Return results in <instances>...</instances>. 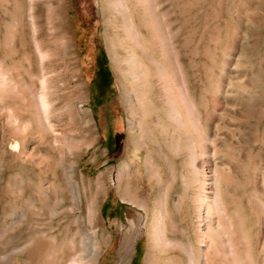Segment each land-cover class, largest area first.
<instances>
[{"label":"bare ground","instance_id":"obj_1","mask_svg":"<svg viewBox=\"0 0 264 264\" xmlns=\"http://www.w3.org/2000/svg\"><path fill=\"white\" fill-rule=\"evenodd\" d=\"M99 6L108 54L112 61L117 59L114 48L115 44L120 45L126 53L122 59L127 64L126 74L130 76L124 97L131 155L118 162L112 185L122 199L136 197L141 193L140 187L136 180L132 184L128 182V172L131 170L129 173L137 178L143 171L141 164L148 181L164 185L174 177L160 174L155 166L172 167L174 159L186 151L192 174L180 180L183 187L197 186L191 198L190 234L185 235L187 245L168 237L178 227L172 210L183 211L181 199H175L171 210L161 198L154 200L153 209H149V199H124L142 208L144 214L129 221V229L117 245L118 264H128L135 238L142 229L148 241L146 264L161 260L153 256L152 250L169 246L184 253L185 264H259L260 257L253 260L246 246L241 244L245 222L230 187L235 176L217 168L213 156L209 155L201 101L195 103L191 96L187 63L173 46L166 15L159 11L160 4L157 0H99ZM144 34L148 35L147 40ZM73 54L64 0H0V118L6 124L10 162L27 164L24 150L30 145L34 149L43 147L46 156L41 157V162L47 165L48 183L52 185L46 191L41 181L34 183L36 195L46 198L38 200L51 205L49 208L41 203L38 206L51 217V222L47 220L49 225H42L34 221L36 219L27 221L29 223L21 219L14 227L10 226L11 239L21 241L14 246L15 250L26 252L32 264H43L44 257L51 258L48 264H98L102 245L109 238L98 223V200L90 190L91 181L83 177L76 180L75 162L66 161L63 156L74 154L79 144L89 147L94 143L87 111L68 103L65 129L58 127L55 118L61 108L56 107L58 85L52 80L62 75L69 81L71 74L78 73ZM78 86L79 96L84 98L82 83ZM142 149L145 155L141 161L139 152ZM208 161L209 166H205ZM205 167L208 170L205 172L209 173L207 181L201 171ZM101 176L100 173L96 178L99 186ZM223 182L227 202L222 198ZM204 184L209 186L210 199L200 191ZM27 201V209L33 211L36 208L34 200ZM255 210L259 225H264V202L258 200ZM154 211L157 213L155 222H147L148 214ZM52 219L56 220L52 222ZM3 224L4 221H0V226ZM42 228L58 232L46 246L43 241L46 231ZM30 232L34 238H28ZM164 261L180 264L171 257ZM16 262L11 264H18Z\"/></svg>","mask_w":264,"mask_h":264},{"label":"rangeland","instance_id":"obj_2","mask_svg":"<svg viewBox=\"0 0 264 264\" xmlns=\"http://www.w3.org/2000/svg\"><path fill=\"white\" fill-rule=\"evenodd\" d=\"M64 1L78 73L71 74L69 81L62 75L53 78L52 82L58 85L55 90L58 95L56 107L61 108L55 118L58 127L65 129L68 120L66 108L74 104L75 108L87 111L91 122L94 143L89 147L79 144L74 154L63 156L66 161L75 162L73 174L76 180L83 177L91 181L90 190L98 200V223L102 231L109 234L100 250L98 264L119 263L117 245L129 229V221L137 218L138 214H144L142 208L124 199H149V209H153L154 200L161 198L167 202L170 210L175 199H181L183 211L178 213L172 210L178 227L168 237L187 245L185 235L190 234L188 221L191 198L197 186L191 184L183 187L180 180L184 175L192 174L186 151L174 159L172 167L167 165L171 172L164 165L155 166V171L160 174L174 177L164 182V185L148 181L142 164L143 171L137 178L130 174V170L128 182L132 184L136 180L141 193L136 197H120L115 185H112L117 173L116 166L131 155L127 142L129 130L124 97L130 76L126 74L127 64L122 59L126 53L120 45L115 44L117 59L112 61L108 54L99 0ZM157 3L160 4L159 11L166 15L173 46L187 63L191 96L195 103L201 101L200 110L206 120L205 132L209 139L206 144L209 155L213 156L217 168L230 171L235 176L230 187L245 222V235L241 244L246 246L253 260L260 257L259 264H264V225H259L255 210L258 200L264 202V0H157ZM109 33L113 36L111 30ZM143 38L147 40L149 37L145 35ZM101 57H105L106 68L110 73L106 85L101 83V79L98 82L97 72L102 70ZM79 83H82L84 98L79 96ZM5 126L4 120L0 118V221H4L3 226H6L5 229L0 226V262L11 264L17 260L18 264H32L26 252L15 250L21 241L11 239V227L21 219L25 222L36 219L34 221L42 225H49L51 217L39 210L38 206L41 203L49 208L50 204L38 200L46 198L36 195L35 184L41 181L46 191L52 185L48 183L47 165L41 162V157L46 156L43 147L34 149L30 145L28 150H24L28 154L24 155L27 164L10 162ZM144 155L145 150L142 149L139 152L141 161ZM205 166H209V161ZM201 171L207 181V167L201 168ZM100 173L99 182L102 184L99 186L96 178ZM221 187L222 198L227 202L223 191L224 182ZM208 189L206 184L200 189L206 199H210ZM30 200H34L37 209H27L25 203ZM156 214L155 211L148 214L147 222H155ZM55 220L52 219V222ZM42 230L46 231L43 237L46 246L58 232H50L47 228ZM27 235L28 238L35 236L32 232ZM147 242L142 229L135 238L128 264H146ZM262 243L263 252H260ZM192 252L197 256L195 250ZM152 254L161 259L156 264H166L164 259L170 257L185 264L184 253L175 246L162 250L155 248ZM48 263H51V258L44 257L43 264Z\"/></svg>","mask_w":264,"mask_h":264},{"label":"trees","instance_id":"obj_3","mask_svg":"<svg viewBox=\"0 0 264 264\" xmlns=\"http://www.w3.org/2000/svg\"><path fill=\"white\" fill-rule=\"evenodd\" d=\"M105 60H106L105 57H101V61H102V70H101V72L103 74V77L101 78V83L102 84L105 83V85H106V84H108V80L110 78V73H109V71L106 68V63H105L106 61Z\"/></svg>","mask_w":264,"mask_h":264},{"label":"flooded vegetation","instance_id":"obj_4","mask_svg":"<svg viewBox=\"0 0 264 264\" xmlns=\"http://www.w3.org/2000/svg\"><path fill=\"white\" fill-rule=\"evenodd\" d=\"M97 74H98V82H99V80L103 77V74H102L101 70H99L97 72Z\"/></svg>","mask_w":264,"mask_h":264}]
</instances>
